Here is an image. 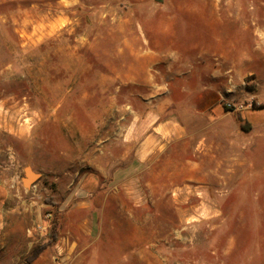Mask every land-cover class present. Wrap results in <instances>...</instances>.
<instances>
[{"label": "rangeland", "instance_id": "1", "mask_svg": "<svg viewBox=\"0 0 264 264\" xmlns=\"http://www.w3.org/2000/svg\"><path fill=\"white\" fill-rule=\"evenodd\" d=\"M0 221V264L54 221L32 264H264V0H0Z\"/></svg>", "mask_w": 264, "mask_h": 264}, {"label": "trees", "instance_id": "2", "mask_svg": "<svg viewBox=\"0 0 264 264\" xmlns=\"http://www.w3.org/2000/svg\"><path fill=\"white\" fill-rule=\"evenodd\" d=\"M225 110H228L227 106L224 107ZM251 127V124L249 122H246V124L242 127L243 130L247 131ZM58 237V223L54 221V227H53V232L51 236V240L48 243L52 244L54 241L57 240ZM47 247V245L42 246L41 248L36 249L33 254L27 259L28 264H32L37 257L40 255V253Z\"/></svg>", "mask_w": 264, "mask_h": 264}, {"label": "crops", "instance_id": "3", "mask_svg": "<svg viewBox=\"0 0 264 264\" xmlns=\"http://www.w3.org/2000/svg\"><path fill=\"white\" fill-rule=\"evenodd\" d=\"M175 134L179 136V135H181V132H180L179 130H175ZM169 135H172V134H170V132H169ZM142 149H143V148H142ZM140 151H141V150H140ZM140 151H139V152H140ZM1 224H2V221H0V225H1ZM53 227H54V225H53ZM52 232H53V231H52ZM51 236H52V234H51ZM58 236H59V234H58ZM50 240H51V238H50ZM50 240L47 241V242H44L42 245H40V246L38 247V248H41L42 246L47 245V247H46V248L40 253V255L37 257V259H36L35 261H37L38 259L44 257V255H45V253L47 252V250L49 249V247L52 246L55 242L58 241V237H57V240H56V241H54L52 244H49V245H48V243L50 242ZM38 248H37V249H38ZM32 254H33V253H32ZM32 254H31V255H32ZM29 257H30V256H29ZM29 257H28V258H29ZM35 261H34V262H35ZM34 262H33V263H34Z\"/></svg>", "mask_w": 264, "mask_h": 264}, {"label": "water", "instance_id": "4", "mask_svg": "<svg viewBox=\"0 0 264 264\" xmlns=\"http://www.w3.org/2000/svg\"><path fill=\"white\" fill-rule=\"evenodd\" d=\"M27 174H28V171H27ZM35 179H36L35 177L30 178L28 175V180L26 181V185H30Z\"/></svg>", "mask_w": 264, "mask_h": 264}, {"label": "bare ground", "instance_id": "5", "mask_svg": "<svg viewBox=\"0 0 264 264\" xmlns=\"http://www.w3.org/2000/svg\"><path fill=\"white\" fill-rule=\"evenodd\" d=\"M28 175H29V177H30V178H32V177H35V178H37V176H36V175H34V174H32L30 170H28Z\"/></svg>", "mask_w": 264, "mask_h": 264}]
</instances>
